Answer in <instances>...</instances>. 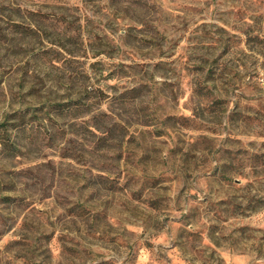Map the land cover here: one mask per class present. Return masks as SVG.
<instances>
[{"label": "rangeland", "instance_id": "rangeland-1", "mask_svg": "<svg viewBox=\"0 0 264 264\" xmlns=\"http://www.w3.org/2000/svg\"><path fill=\"white\" fill-rule=\"evenodd\" d=\"M17 115L0 264H264V0H0Z\"/></svg>", "mask_w": 264, "mask_h": 264}, {"label": "trees", "instance_id": "trees-1", "mask_svg": "<svg viewBox=\"0 0 264 264\" xmlns=\"http://www.w3.org/2000/svg\"><path fill=\"white\" fill-rule=\"evenodd\" d=\"M89 108L87 102H84L78 98L68 101V104L64 108H59L58 104L53 105L52 110H48L54 113H64L77 115L78 113L84 112ZM27 120L24 119L23 115H17L14 120H10L7 116L0 122V152L7 155H15L21 146L20 142V131H24L27 127Z\"/></svg>", "mask_w": 264, "mask_h": 264}]
</instances>
